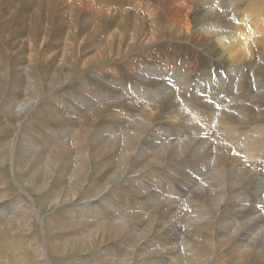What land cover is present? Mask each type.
I'll return each mask as SVG.
<instances>
[{
  "label": "rangeland",
  "instance_id": "1",
  "mask_svg": "<svg viewBox=\"0 0 264 264\" xmlns=\"http://www.w3.org/2000/svg\"><path fill=\"white\" fill-rule=\"evenodd\" d=\"M64 1L0 0V264H170L173 256L178 257V253L185 251V246L180 243L179 246H175L176 243L169 245L172 231L168 226L163 227L165 229L161 226V216L167 215V203L161 202L155 205L158 209H153L154 206L148 210L156 214H152L155 228L148 232L145 228L148 218L142 217L139 204L153 206V195L168 194L165 185L174 188L183 184L189 178L185 174L208 162L205 159L210 155L204 153L197 159L192 154L188 156L189 149L181 153L173 148L163 154H153L148 150L150 143L145 141L152 140L149 133L159 131L166 132L167 136L170 133L168 138L174 140L176 129L189 127L179 105L174 103L181 97H185V105L188 98L194 107L202 109L211 124L213 108L201 105L190 94L209 101L214 90L203 92L200 88L208 90L209 84L218 86L222 82L217 93H222L230 83L236 88L240 82L234 91L239 92L241 106L237 109L243 107L250 121H244L239 132L263 128L264 40L260 37L264 36V0H191L189 15L192 23L187 32L191 36L179 33L167 21L177 9L171 0H92L91 10L83 7L79 12L63 4ZM208 4H212L215 11L207 15ZM103 8L113 14L99 17L96 12ZM150 10L157 15L154 21L145 19ZM186 11L183 9L181 14ZM205 18L223 24L220 27L224 26L226 30L231 27L230 30L236 28L242 32L238 25L247 26L239 38L249 36L250 55H245L246 45L234 43L233 49L226 50L211 38L212 35L202 33ZM153 31L154 36H150ZM132 35H136L134 41ZM147 38L152 41L145 42ZM252 38L257 39L256 42H252ZM152 68L153 71L160 70L159 76L140 81L141 72ZM176 78L180 82H176ZM180 85L183 88L178 91ZM137 88L148 91L149 97L154 92L162 91L163 94L149 99L152 103L144 106V103L134 101L136 95L131 98L132 91ZM223 94L225 99L218 97L229 103L232 93L225 90ZM159 98H163L162 103L158 102ZM81 100L84 104H80ZM209 102L218 106L213 99ZM17 105L23 107L20 113L13 110ZM149 107L151 111L147 112ZM140 117L147 118L151 126L148 127L145 121H137ZM131 119L132 123L129 122ZM141 121L144 124L139 123ZM155 128L156 132L148 131ZM184 132L190 134L193 131ZM203 134L197 135L208 139L211 136V133ZM110 135L111 140L108 139ZM158 139L156 142H160ZM237 152L224 155L230 160L229 156H235ZM262 157L263 153L258 157V164H262ZM245 160V156L240 158V161ZM230 161L235 165L232 159ZM228 164H224V168L230 175L234 166L230 163V168ZM259 170L264 171V167L255 170L256 174L250 173L257 177ZM234 174L228 177H235ZM244 175L238 182L242 187L238 184L234 188L226 185L227 190L224 187L220 203L214 196L195 198L194 206L200 205L205 211L203 216H207L205 221L192 223V232L197 233H193L195 242L190 243L188 249H194L201 261H197L193 253L190 261L184 259L181 264H264V252L257 249L256 244L253 245L254 254L239 252L243 250L239 242L245 231L243 227L234 233L230 228L226 240L220 237L221 226L241 220L239 206L233 207V204L241 195H249L246 178L250 174ZM256 197L252 194L247 201ZM256 207L261 209L262 215V203ZM122 209L126 211L121 212L129 216L124 225H118L113 221L114 215ZM92 214L104 223L95 226ZM141 228H145L142 230L145 233ZM197 234L201 237L196 238Z\"/></svg>",
  "mask_w": 264,
  "mask_h": 264
},
{
  "label": "bare ground",
  "instance_id": "2",
  "mask_svg": "<svg viewBox=\"0 0 264 264\" xmlns=\"http://www.w3.org/2000/svg\"><path fill=\"white\" fill-rule=\"evenodd\" d=\"M56 1V0H55ZM91 1L92 0H65L63 4L65 5H70L72 7V9H76L78 10H81V8L83 7H88L87 9H90L91 10ZM104 1V0H103ZM144 1V0H142ZM173 2V6L177 7L176 11L173 12V14L171 16H169V19L167 20L168 22H171V24L173 26H175L178 30H179V33L181 32H184V34H186V36L190 35V33H187L189 30H190V24L192 23V20L190 18V15H189V11L191 10L192 8V2L191 0H171ZM203 1V0H202ZM208 1V0H207ZM210 1V0H209ZM212 1V0H211ZM235 1V0H234ZM233 1V3H234ZM256 1V0H255ZM254 1V2H255ZM51 2V1H49ZM61 2H63V0H61ZM231 2V1H230ZM253 2V1H252ZM53 3V2H52ZM58 3V2H57ZM56 3V4H57ZM140 3V2H139ZM143 3V2H142ZM198 3V2H197ZM251 3V2H250ZM249 3V4H250ZM55 4V5H56ZM103 4V2H102ZM145 4V3H144ZM168 4V2H167ZM205 4V3H204ZM232 4V3H231ZM236 4V3H235ZM248 4V3H247ZM52 5V4H51ZM101 5V4H100ZM109 5V4H108ZM171 5V6H172ZM256 5V4H255ZM104 6V5H103ZM155 6V5H154ZM208 8H207V15L209 13H213L215 11V8L213 7L212 4H208L207 5ZM257 6V7H256ZM255 7L258 9L260 8L261 10V7H258V5H256ZM102 7V6H101ZM157 7V6H156ZM168 7V6H167ZM231 7V6H230ZM237 7V6H236ZM249 7V6H248ZM252 7V6H251ZM250 7V8H251ZM173 8V7H172ZM254 7H252L253 9ZM84 9V8H83ZM102 9V8H101ZM137 9V8H136ZM170 9V8H169ZM185 9L187 10L186 13H184V15L181 14V11ZM236 9V8H235ZM248 9V8H247ZM255 9V8H254ZM105 10V11H103ZM103 10H98L96 13L100 16H107L112 13L110 12V10L108 9H104ZM138 10V9H137ZM145 10V9H144ZM143 10V11H144ZM219 10V9H218ZM232 10H233V6H232ZM246 10V9H245ZM147 11V10H146ZM163 11V10H162ZM167 11V10H166ZM202 11V10H201ZM243 11V10H241ZM247 11V10H246ZM245 11V12H246ZM250 12L252 10H249ZM262 11V10H261ZM137 12V11H136ZM160 12V11H159ZM171 12V11H170ZM204 12V11H203ZM235 12V11H234ZM239 12V11H238ZM244 12V13H245ZM126 13V12H125ZM183 13V12H182ZM247 13V12H246ZM254 13V12H253ZM251 13V14H253ZM256 13V12H255ZM258 13V12H257ZM261 13V12H259ZM113 14V13H112ZM142 14V13H141ZM158 14V13H157ZM232 14V13H231ZM250 14V13H249ZM264 14V12H263ZM111 15V14H110ZM169 15V13H168ZM216 15V13H215ZM239 15V14H238ZM260 15V14H259ZM75 16V15H74ZM115 16V15H114ZM214 16V15H213ZM235 16V14H234ZM254 16V15H253ZM256 16V15H255ZM258 16V15H257ZM256 16V17H257ZM97 17V16H96ZM126 17V16H125ZM157 15L156 13H154L152 10H150L149 12H147L145 14V19H148V20H151V21H154L156 19ZM206 17V16H205ZM225 17V16H224ZM236 17V16H235ZM239 17V16H238ZM252 17V16H251ZM261 17V16H260ZM263 17V15H262ZM142 18V17H141ZM207 18V17H206ZM204 19V27L202 28V33H204L205 35H212L213 37H211L213 40L215 39L221 46L223 47L224 49L228 50V49H233L231 48V46L234 44V43H239L240 45H246L244 47L245 49V55H250V52L248 50V47L250 46L249 43H250V40H248L249 36L245 37L244 36H241L242 38H239L240 35H243V31H245V27L247 28V26H240L238 25L237 28L243 30L242 32L238 29L235 28V30H226L224 28V26L221 28L220 24H217V22L215 21H210L209 22L207 19ZM264 18V17H263ZM100 19V18H99ZM138 19V18H137ZM215 19V18H214ZM213 19V20H214ZM218 19V18H217ZM242 19V18H241ZM96 20V19H95ZM216 20V19H215ZM249 20V19H248ZM257 20V19H256ZM135 21V19H134ZM243 21V20H242ZM240 21V22H242ZM255 21V20H254ZM100 22V20H99ZM121 22V21H120ZM141 22V21H140ZM145 22V21H144ZM207 22V23H206ZM248 22V21H247ZM149 23V22H148ZM152 23V22H150ZM158 23V22H156ZM154 23V24H156ZM224 23V22H223ZM121 24H123L121 22ZM132 24V23H131ZM139 24V23H138ZM160 24V23H159ZM230 24V23H229ZM243 24V23H242ZM250 24V22H249ZM254 24V23H253ZM134 25V24H133ZM140 25V24H139ZM157 25V24H156ZM225 25V24H224ZM98 26V25H97ZM119 26V25H118ZM234 26V25H233ZM133 27V26H132ZM156 27V26H155ZM159 27V26H158ZM249 27V25H248ZM96 28V27H95ZM142 28V26H141ZM153 28V27H152ZM157 28V27H156ZM163 29V27H161ZM227 28V27H226ZM233 28V27H232ZM251 28V26H250ZM146 29V28H145ZM151 29V27H150ZM234 29V28H233ZM94 30V29H93ZM98 30V29H97ZM135 30V29H134ZM138 30V29H137ZM143 31V30H142ZM151 31V30H150ZM161 32V30H160ZM159 32V33H160ZM174 32V31H173ZM246 32V31H245ZM134 33V32H133ZM145 33V32H144ZM169 33V32H168ZM193 33V32H192ZM120 34V35H119ZM119 36L122 37V33L119 32ZM129 34V33H128ZM127 34V35H128ZM143 34V33H142ZM149 34V33H148ZM201 34V33H200ZM251 34V33H250ZM249 34V35H250ZM115 35V34H114ZM154 36V31L150 34V36ZM157 35V34H156ZM182 34H179L178 36H181ZM198 35V34H197ZM111 36V35H110ZM113 36V35H112ZM144 36V35H143ZM149 36V37H150ZM185 36V35H184ZM191 36V35H190ZM194 36V35H193ZM196 36V34H195ZM124 37V36H123ZM128 37V36H127ZM145 37H148V35H145ZM144 37V38H145ZM160 37V36H159ZM162 37V36H161ZM197 37V36H196ZM239 38L237 41H235V39ZM140 38V37H139ZM138 38V39H139ZM152 38V37H151ZM151 38H147V40L145 42H150L152 41ZM199 38V37H198ZM209 38V36H208ZM131 39L134 41L136 39V35H132L131 36ZM129 40V39H128ZM257 39L255 38H252V42H256ZM260 40H264V36H261L260 37ZM143 41V40H142ZM136 42V41H135ZM258 42V41H257ZM154 43V42H153ZM215 43V42H214ZM217 44V43H216ZM254 44V43H252ZM258 45V44H257ZM256 45V46H257ZM234 46V45H233ZM252 46V45H251ZM250 46V47H251ZM260 46V45H258ZM130 47V46H129ZM249 47V48H250ZM254 47V46H253ZM222 48V49H223ZM241 48V47H240ZM255 48V47H254ZM253 48V50H254ZM261 48V46H260ZM264 48V47H263ZM262 48V49H263ZM225 50V51H226ZM224 51V52H225ZM234 51V50H233ZM240 51V49H239ZM121 52V51H120ZM254 52V51H253ZM231 54V53H230ZM242 54V53H241ZM229 55V54H228ZM234 55V54H233ZM255 55V54H254ZM253 55V56H254ZM236 56V55H235ZM244 56V55H243ZM231 57V56H230ZM251 58V56H249ZM232 58V57H231ZM245 58V57H244ZM243 58V59H244ZM248 57H246L247 59ZM230 59V58H229ZM232 60V59H231ZM236 60V59H235ZM237 61V60H236ZM239 61V59H238ZM260 61V60H259ZM247 62V61H245ZM261 62V61H260ZM236 63V62H234ZM260 64V63H259ZM263 67V66H262ZM164 69V68H163ZM160 71V70H158ZM158 71L155 69L153 71V68L151 70H145L143 73L141 72V76L138 77L140 81H143V82H146L148 81V77L152 76V77H155V76H159L158 75ZM162 75V74H161ZM172 76V75H171ZM237 76V75H235ZM150 79V78H149ZM159 79V77H158ZM181 79V78H180ZM222 80V78H220ZM166 80V78H165ZM176 82H180V80L178 78L175 79ZM174 80V81H175ZM182 80V79H181ZM169 81V80H168ZM167 81V82H168ZM185 81V84H186V81H187V78L184 80ZM258 81V80H257ZM172 82V81H171ZM240 82L237 83V87L234 88V84L230 83L229 85H227L225 87V89L222 91V93H217V91L221 90L222 88V85H223V82L216 86V85H208V90H203L200 88V91H203V92H206V91H211L212 89L214 90L213 93L210 95V100L213 99L215 102L218 103V106L216 107L214 104H211L207 98H198V97H195L193 95L190 94L191 97L193 98H197V100H199L202 104L201 105H206L208 106V108H213V112H212V115L210 117V121H212L211 125L210 123H208V119L206 118V115L204 116V112L202 114V109L201 110H198L196 107L193 106L192 102L187 98L188 100V103L187 105H185V97H181L180 100L181 101V104L178 100H176L175 102L172 101L179 105V109L182 111V114H184V117H186V122L187 125L189 126L186 130H177L175 132H173V135L176 136V138L174 140L168 138V136H171V134L169 133L168 136L166 135L167 133L166 132H160L159 133H149L148 136H151L152 137V140L149 142V140H144L146 143H150V149H148L151 153H165L168 149H178V151H180L181 153L184 152L186 149H189L188 151L191 150V153L188 154V152H186L188 154V156L190 154L194 155L197 157L200 158L202 156V154H209L210 155V158H206L205 160H207L208 162H204L202 163L201 165H197L195 170H191L190 171V174L186 173L185 174V177H189L187 179H185L183 181V184H179L178 186H174L171 187V186H167L165 185L167 191H168V194H160V196H156V195H153V198L152 201H153V206L151 204L150 205H145L144 207H142L141 204H139V208L142 209V217L145 216L147 217L148 219L146 220V232H148L147 230H150V229H154L155 228V224H156V221L152 218V210L151 212H148V210H150V208L152 209L156 204L157 205H160L161 202H165L167 203V209H166V212H167V215H163L164 217L161 216V226L162 228L163 227H167L168 226V230L169 231H172L169 235H170V241H169V245L170 244H173V243H176L174 244L175 246H179L180 244L184 245V249L185 251L181 252V253H178V257H174L172 258V263L170 264H181V260H184V259H187L188 261H190L192 259V256H193V253L195 254L196 256V253L194 252V249L193 251L191 250V248L188 249V246L191 247V244L190 243H194L195 242V234H193L194 232L197 233L196 231L192 232L193 231V225L192 223H197L201 220H203L206 216H203L204 215V212L202 209H200V205H196L198 206L199 208H196V206H194V200L195 198L197 197H200V196H214L215 199L217 197V200L219 201V203L221 202L222 200V190L224 189V187L227 185L228 188L229 187H233L238 184L239 187H242L240 186L241 183H238L239 181L241 182V178L242 176H245L244 173L246 174H250L249 177H247L246 179L248 180V186H249V195H241L240 198L235 199L234 200V204H233V207H237L239 206V208H237L239 210V213H238V216L240 217V221L238 222H234V223H227L226 225H223L221 226L220 228V237H222L223 239L226 240V235L228 236V230L231 228H233V231L232 233H234L238 228L240 227H243L245 229L244 231V234L241 236V238L239 239L240 241V245L241 247L243 248L242 251H239L240 253L242 252L243 255H246L250 253H253V245L256 244V247L257 249H260L261 251L264 252V198L261 199L262 197V194L264 193V171H260L259 170V173H258V176L257 177H253L252 174L250 172L256 174L255 170H258L259 168L261 167H264V126L263 128H255V129H250L248 130L247 132H239V128H241V125L242 123L244 124V121H248V116L243 112V107H241L240 109H237L241 106L240 102L238 101L239 100V96H237L239 94V92H235V90H237V88L239 87L238 84ZM205 84V83H204ZM171 85H173V83H171ZM199 85V84H198ZM201 85V84H200ZM201 86H204V85H201ZM200 86V87H201ZM171 87V86H170ZM180 87V88H179ZM178 88V91L182 90V86L180 85ZM189 87V86H188ZM206 87V86H205ZM213 87V88H211ZM232 87L234 89H232ZM187 88V87H186ZM166 88H164L165 90ZM169 89V88H168ZM227 90L229 93H232V96H231V99H229V103H227L226 101H223L221 100L219 97L225 99V95L223 94V92ZM154 92V91H153ZM167 92V91H165ZM202 92V93H203ZM162 93V91H159V92H154V94L150 96L149 92L146 91V90H142L140 88H137V89H134L132 91V97L131 98H134L133 96L136 95V99L134 101H139L140 103H144V106H149L150 104H147V103H152L150 102L151 99L154 98V96H159V94ZM208 93V92H207ZM163 94V93H162ZM166 94V93H165ZM195 94V93H194ZM138 95V96H137ZM168 95V94H167ZM219 95V97H218ZM261 95V94H260ZM162 96V95H161ZM166 96V95H165ZM169 96V95H168ZM178 96V95H177ZM181 96V95H180ZM264 96V95H262ZM261 96V97H262ZM164 97V96H163ZM209 97V96H208ZM166 98V97H165ZM164 98V99H165ZM172 98V97H171ZM174 98V97H173ZM241 98V97H240ZM150 99V100H149ZM160 99V98H159ZM158 99V102H160L161 100H163V98H161L160 100ZM167 99L169 100V98L167 97ZM157 100V99H156ZM166 100V99H165ZM164 100V102H165ZM99 99L96 101L98 102ZM242 102V101H241ZM14 103V102H12ZM131 103V101H130ZM162 103V102H160ZM170 103V102H169ZM216 103V105H217ZM79 104V103H78ZM80 104H84V101L81 100V103ZM200 104V103H199ZM14 105H16L14 103ZM158 105V104H157ZM157 105H154V106H157ZM11 106H13L11 104ZM153 106V107H154ZM160 106V104H159ZM186 106H189L190 108L186 107ZM14 107V106H13ZM27 107V106H26ZM161 107V106H160ZM17 109H14L15 111H17L18 113H20L23 109V107H16ZM148 108V107H147ZM177 108V107H176ZM203 108V107H202ZM209 108V109H210ZM12 109V108H11ZM76 109V108H75ZM153 109V108H152ZM155 109V108H154ZM159 109V108H158ZM178 109V108H177ZM204 109V108H203ZM74 110V109H73ZM142 110V109H141ZM151 111V107H149L148 111L147 112H150ZM157 111V110H156ZM181 111H179V113H181ZM210 111V110H209ZM208 111V112H209ZM236 111V112H234ZM156 113V112H155ZM154 113V114H155ZM210 113V112H209ZM101 114V113H100ZM157 114V113H156ZM206 114V113H205ZM110 115V114H109ZM121 115V113H120ZM177 115V113H176ZM253 115V114H252ZM130 116V115H129ZM150 116V114H149ZM175 116V114L173 115ZM263 116V115H262ZM124 117V116H123ZM138 117V116H137ZM183 117V118H184ZM231 117H233L235 120L233 119H230ZM250 117V116H249ZM264 117V116H263ZM259 118V117H258ZM114 119H116L114 117ZM119 118L117 117L116 120H118ZM124 119H126L124 117ZM128 119V118H127ZM178 119V118H177ZM182 119V118H181ZM139 120H142V121H145V123H148V127L151 126V124H149L147 118H138L137 121ZM227 120L231 121V123L227 122ZM233 120V121H232ZM85 121V120H84ZM82 121V122H84ZM94 121V120H93ZM129 121V120H128ZM133 122V120L131 119L129 122ZM136 121V122H137ZM139 122V123H142ZM250 121V120H249ZM122 122V121H121ZM131 122V123H132ZM134 124V123H133ZM132 124V126H133ZM137 124V123H135ZM144 124V122L142 123ZM248 124V123H247ZM186 125V127H187ZM89 126V124H88ZM86 127V126H84ZM83 127V128H84ZM113 127V126H112ZM135 127V126H134ZM137 127V126H136ZM147 127V128H148ZM212 127V128H211ZM111 128V127H110ZM131 128V126L129 127ZM141 129L142 126L140 127ZM146 128V126H145ZM134 129V128H133ZM136 129V128H135ZM189 129H191L193 132H191L190 134H186L184 131H188ZM216 129V130H215ZM132 130V129H131ZM130 130V131H131ZM137 130V129H136ZM139 130V129H138ZM145 130V129H144ZM164 130V129H163ZM166 130V129H165ZM86 130H84L85 132ZM112 131V130H111ZM135 131V130H134ZM133 131V132H134ZM149 132L153 131V132H156V128L155 129H150L148 130ZM168 131V130H166ZM88 132V131H87ZM86 132V133H87ZM105 132V131H104ZM127 132V130H126ZM142 132V130H141ZM140 132V133H141ZM184 132V133H183ZM211 133V136H209L210 138L208 139L207 136H204V137H199L197 134H201V135H204L203 133ZM76 133V132H75ZM80 133V132H79ZM89 133V132H88ZM123 133V131H122ZM83 134V133H82ZM111 134V133H110ZM117 134V133H116ZM129 134V133H128ZM133 134V133H132ZM131 134V135H132ZM145 134V133H144ZM143 134V135H144ZM76 135H78L76 133ZM86 135V134H85ZM84 135V136H85ZM88 135V134H87ZM113 135V134H112ZM109 136L108 139L111 138V136ZM127 135V134H126ZM130 135V136H131ZM142 135V133H141ZM221 135V136H220ZM116 136V135H114ZM120 136V135H119ZM117 136V137H119ZM129 136V135H128ZM136 136H139V134H137ZM167 136V137H166ZM116 137V138H117ZM122 138V136H120ZM162 137V138H161ZM78 138V137H76ZM106 138V137H105ZM106 138V140H107ZM126 138V137H125ZM133 138V137H132ZM137 138V137H136ZM135 138V139H136ZM143 138V137H142ZM160 139V142H156L157 139ZM104 139V138H103ZM113 139V138H111ZM110 139V140H111ZM118 139V138H117ZM127 139V138H126ZM144 139V138H143ZM146 139V138H145ZM151 139V138H150ZM158 139V140H159ZM164 141H163V140ZM73 140V139H72ZM80 140V139H79ZM115 140V139H114ZM141 140V139H140ZM76 141V140H75ZM117 141V140H116ZM128 141V140H127ZM126 141V142H127ZM135 141V140H134ZM138 141V140H137ZM81 142V143H80ZM79 143L82 144V141H80ZM129 142H132V141H129ZM136 142V141H135ZM29 143V142H28ZM124 142L122 141V144ZM75 144V143H73ZM78 144V143H77ZM137 144V143H136ZM79 145V144H78ZM86 145V144H85ZM133 145V144H132ZM148 145V146H149ZM73 146V145H72ZM81 146V145H80ZM128 146V145H127ZM134 147V146H133ZM33 148V147H32ZM79 148V147H77ZM136 148V147H135ZM144 148V147H143ZM152 148H155L152 149ZM82 149V148H81ZM232 151H238L236 154H234L235 156H229V158H231L234 162H235V165L233 164L232 161L230 160H227L226 158V153L228 152H232ZM122 152V151H121ZM132 152V151H131ZM128 153V152H126ZM124 153V156L125 154ZM138 153V152H137ZM136 153V154H137ZM140 153V152H139ZM263 153V157H262V164H258V157H260V154ZM122 154V153H121ZM145 154V153H143ZM171 154V153H170ZM184 154V153H183ZM226 154V155H224ZM130 155V154H129ZM151 155V154H150ZM157 154L153 155L154 157L156 156ZM173 155V154H172ZM177 155V154H176ZM205 155V156H206ZM121 156V155H120ZM128 156V155H127ZM140 156V155H139ZM144 156V155H143ZM152 156V155H151ZM204 156V158H205ZM243 156H245V161H240V158H243ZM126 157V156H125ZM124 157V158H125ZM158 157V156H157ZM160 157V156H159ZM175 157V156H174ZM179 157V156H178ZM177 157V158H178ZM190 157V156H189ZM207 157V156H206ZM122 157V159H124ZM141 158V157H140ZM160 159V158H159ZM194 159V158H193ZM119 160V159H118ZM141 160V159H140ZM138 160V161H140ZM151 160V159H150ZM153 160V159H152ZM151 160V161H152ZM137 161V162H138ZM156 162V160H154ZM153 161V163H155ZM158 161V160H157ZM164 161V160H163ZM198 161V160H197ZM228 161L231 163V165L233 164V172L235 173L234 175H236L235 177H228L230 175H232V173L229 175L230 171H226V169L224 168V164H228ZM121 162V161H120ZM166 162V161H165ZM164 162V163H165ZM203 162V161H202ZM125 163V162H124ZM158 163V162H157ZM230 163L228 165H230ZM195 164V163H194ZM122 164L120 163L119 166H121ZM126 165V164H124ZM162 165V163L160 164ZM164 165V164H163ZM230 165V168L232 167ZM135 166V165H134ZM139 167V165H137ZM136 167V166H135ZM141 168L143 167V164L142 166H140ZM194 167V166H193ZM229 168V170H230ZM134 169V168H132ZM139 169V168H137ZM136 170V169H135ZM129 171V170H128ZM134 172V170H133ZM129 173V172H128ZM135 173V172H134ZM138 174V173H137ZM192 174H195V175H199V176H202V177H193ZM254 174V175H255ZM248 176V175H246ZM252 176V177H250ZM200 178V179H199ZM245 180V179H244ZM169 183V182H168ZM158 186L160 184H157ZM242 185H245V184H242ZM227 186H226V189L227 190ZM155 187V186H154ZM238 187V186H237ZM234 188V187H233ZM153 189V188H152ZM236 189V188H235ZM234 189V190H235ZM248 189V188H247ZM160 191V190H159ZM158 192V191H156ZM238 192V191H237ZM236 192V193H237ZM231 193V191H230ZM235 193V194H236ZM242 194V193H241ZM253 194V196L256 197V195L258 196V199L257 197L254 198L251 202L250 201H247V199ZM184 196V197H183ZM236 196V195H235ZM261 196V197H260ZM213 197V198H214ZM239 197V195H238ZM260 197V199H259ZM203 198V197H202ZM201 198V199H202ZM212 198V199H213ZM150 199V200H151ZM225 199V198H224ZM230 199V198H229ZM200 200V199H199ZM211 200V198H210ZM258 200H260L258 202ZM197 201V200H196ZM215 201V200H214ZM199 202V201H198ZM203 202V201H202ZM223 202V201H222ZM135 203V202H134ZM147 204L149 203V201L146 202ZM151 203V202H150ZM258 203H262V215H261V209H258L256 207V205H258ZM217 204V203H216ZM228 204V203H227ZM163 205V204H161ZM202 205V204H201ZM123 206V205H122ZM164 206V205H163ZM205 206V205H204ZM203 206V208H204ZM226 206V205H225ZM224 208H227L225 207ZM229 206V205H228ZM202 207V206H201ZM216 207H219V205H217ZM215 207V208H216ZM157 207L155 206V208L153 209H156ZM158 209V208H157ZM162 209V208H161ZM205 209V208H204ZM217 209V208H216ZM229 209V208H228ZM160 210V209H159ZM206 210V209H205ZM234 210V209H233ZM120 212L117 213V215L115 216L114 215V218H116L114 221V223H117L118 225L120 224H123L127 222V218L129 216L128 215H124L123 212L121 211H126V210H119ZM156 211V210H155ZM154 211V212H155ZM163 211V210H162ZM225 211V210H224ZM157 212V211H156ZM155 212V213H156ZM216 212V211H215ZM218 212H219V208H218ZM116 213V212H115ZM235 213V212H234ZM161 214V213H160ZM217 214V213H216ZM222 214V213H221ZM98 215V214H97ZM131 215V214H130ZM156 216V214H153ZM236 215H237V212H236ZM93 217V220L96 221V224L95 226L97 225H102L103 223H101L99 221V218L96 217L95 214H92L91 215ZM223 216V215H222ZM90 217V216H89ZM132 217V216H131ZM131 217H129V219H131ZM140 217V215H139ZM159 217V216H158ZM176 217V219L174 218ZM112 218V217H111ZM155 218V217H154ZM157 218V217H156ZM174 218V219H173ZM127 219V220H126ZM142 219V218H141ZM207 219V218H206ZM230 219V218H229ZM111 220V219H110ZM157 220V219H156ZM159 220V221H160ZM172 220H174L175 222H173ZM221 220V219H220ZM130 221V220H129ZM158 221V222H159ZM205 221V220H203ZM141 222V221H140ZM173 223V225H172ZM204 223V222H203ZM206 223V222H205ZM126 225V224H125ZM127 226V225H126ZM145 226V225H144ZM124 227V226H123ZM138 227V226H137ZM197 227V226H196ZM201 227V226H199ZM122 228V227H121ZM145 228H141V231L144 230ZM158 229V228H157ZM160 229V228H159ZM158 229V230H159ZM165 229V228H163ZM137 230V229H136ZM157 230V231H158ZM197 230V229H196ZM155 231V230H154ZM166 231V230H165ZM143 233H145L144 231H142ZM152 232V231H151ZM160 233V230L158 231ZM157 232V233H158ZM164 232V231H163ZM142 233V234H143ZM199 233V232H198ZM135 234V233H134ZM142 234H141V238H142ZM161 234V233H160ZM200 234V233H199ZM219 234V233H218ZM139 235V233H138ZM145 235V234H144ZM143 235V236H144ZM166 235V234H165ZM198 235V234H197ZM217 235V234H216ZM222 235V236H221ZM163 236V234H162ZM212 236V235H211ZM201 236L198 235L196 238H200ZM217 237V236H216ZM238 237V235H237ZM215 238V236H214ZM236 239V238H235ZM221 240V238H220ZM200 241V240H199ZM206 241V240H205ZM204 241V242H205ZM222 241V240H221ZM209 243V245H211L210 243V240L207 241ZM217 242V241H216ZM180 243V244H179ZM196 243H197V240H196ZM199 244V243H198ZM202 244V243H201ZM205 244V243H204ZM219 244V243H218ZM154 245V244H153ZM174 245H173V248H174ZM230 245V244H229ZM155 246V245H154ZM165 246V245H164ZM198 247V246H197ZM149 248V247H148ZM160 248V247H159ZM163 248V247H162ZM161 248V249H162ZM171 248V247H170ZM169 248V249H170ZM183 248V247H182ZM218 248V247H217ZM155 249V248H154ZM153 249V250H154ZM165 249V248H163ZM167 249V248H166ZM158 250V249H157ZM172 250V249H171ZM237 250H240L239 248H237ZM165 251V250H164ZM145 252V251H144ZM167 252V251H166ZM178 252V251H177ZM176 252V253H177ZM198 252V251H197ZM213 252V251H212ZM220 253V252H219ZM225 253V251H224ZM173 254V253H172ZM200 254V253H199ZM254 254V253H253ZM175 255V254H173ZM198 255V253H197ZM201 255V254H200ZM225 255V254H224ZM127 256V255H126ZM171 256V255H170ZM220 256V255H219ZM200 257V256H199ZM226 257V256H225ZM224 258V257H223ZM242 258V257H241ZM239 258V260L241 259ZM197 261H201L200 258H198L196 256L195 258ZM237 259V258H236ZM203 260V259H202ZM242 261V260H241ZM167 262V261H166ZM194 263V262H193ZM198 263V262H197ZM185 264V263H184ZM196 264V263H194ZM240 264H243V263H240Z\"/></svg>",
  "mask_w": 264,
  "mask_h": 264
}]
</instances>
